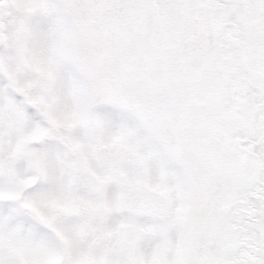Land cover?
I'll list each match as a JSON object with an SVG mask.
<instances>
[{"label": "snow or ice", "instance_id": "obj_1", "mask_svg": "<svg viewBox=\"0 0 264 264\" xmlns=\"http://www.w3.org/2000/svg\"><path fill=\"white\" fill-rule=\"evenodd\" d=\"M0 264H264V0H0Z\"/></svg>", "mask_w": 264, "mask_h": 264}]
</instances>
